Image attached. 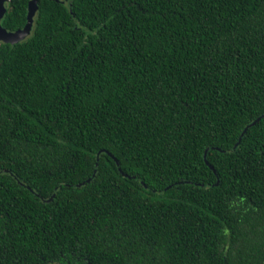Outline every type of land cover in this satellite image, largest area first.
Segmentation results:
<instances>
[{
  "label": "trees",
  "instance_id": "1",
  "mask_svg": "<svg viewBox=\"0 0 264 264\" xmlns=\"http://www.w3.org/2000/svg\"><path fill=\"white\" fill-rule=\"evenodd\" d=\"M262 113L264 0H38L0 41V264H264V117L203 157Z\"/></svg>",
  "mask_w": 264,
  "mask_h": 264
},
{
  "label": "water",
  "instance_id": "2",
  "mask_svg": "<svg viewBox=\"0 0 264 264\" xmlns=\"http://www.w3.org/2000/svg\"><path fill=\"white\" fill-rule=\"evenodd\" d=\"M7 1H8V0H0V41H1V42H6V43H7V42H8V43H15V42H18V41L23 40L25 37H27V36L30 34L31 29H32V25H33V17H34V14H35L36 10H37V1H38V0H29V1H28V5H27V14H26V23L24 24V26H23L22 28H18V29L14 30V31H12V30H7L6 28H4V27L1 25V19L3 18L4 14H5V12H6V4H7ZM56 1H60V0H56ZM262 117H264V113L258 115L255 119H253L251 122H249V123H248V124H247V125L241 130V132H240V134H239V137H238L237 141L235 142L234 146H233L231 149H229V150H224L223 148L216 147V146H208V147L205 149V151H204V153H203L204 161H205V163H206V164L212 169V171L215 173V175H216V177H217V179H216V181H215L214 184H218V183L220 182V177L218 176V174H217L216 170L214 169L213 165H211V164L208 162V160H207V152H208V150H209V149H217V150H219V151H228V152H230V151H234L235 148H236V146H237L238 143L240 142L243 133H244V132H245L250 126H252V125H254L256 122H258ZM100 152H105V153H107L109 156H111V157L114 159V161H115V163H116V165H117V168H118L119 172H120L122 175H124V176H126V177H134V176H132V175L127 174L126 172H124V171L121 169V167H120V163H119V160H118V159H117V158H116L111 152H109L107 149H103V148H102V149H100V150L97 152V154H96V161H95L96 164L98 163V158H99V154H100ZM3 171H4V172H9V173L12 174V172H10L8 169H4ZM95 171H96V168L94 169V171H93V173L91 174V176H89L85 181L80 182V183H76V184H74V185H76V186H80V185L84 184L86 181H90V180L93 178V176H94V174H95ZM12 175H13V174H12ZM13 176H14V175H13ZM14 177H15V176H14ZM15 178H16V177H15ZM16 179H17V178H16ZM17 181H18L19 183H21V184H24V183H22L19 179H17ZM185 182H186V181H185ZM187 182H189V181H187ZM143 184H144L145 187H149L147 184H145V183H143ZM173 184H175V183H172V184L167 185L163 190L167 189L168 187L172 186ZM196 184H198V183H196ZM26 187L29 188L31 191H33L29 186H26ZM163 190H162V191H163ZM154 191H156V190L154 189ZM162 191H161V192H162ZM55 193H56V188L54 189L53 193H52L49 197H47V198H43V197H41V196H39V197H41V199H42L43 201H49V200H51V199L53 198V196L55 195Z\"/></svg>",
  "mask_w": 264,
  "mask_h": 264
},
{
  "label": "flooded vegetation",
  "instance_id": "3",
  "mask_svg": "<svg viewBox=\"0 0 264 264\" xmlns=\"http://www.w3.org/2000/svg\"><path fill=\"white\" fill-rule=\"evenodd\" d=\"M48 264H61L58 260H55V261H50ZM86 264H90V262H86Z\"/></svg>",
  "mask_w": 264,
  "mask_h": 264
}]
</instances>
